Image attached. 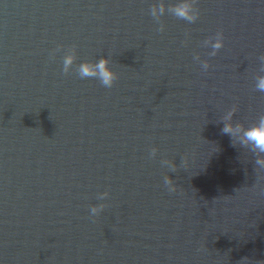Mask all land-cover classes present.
<instances>
[{
    "label": "water",
    "instance_id": "1",
    "mask_svg": "<svg viewBox=\"0 0 264 264\" xmlns=\"http://www.w3.org/2000/svg\"><path fill=\"white\" fill-rule=\"evenodd\" d=\"M160 2L0 0V264H264V171L221 132L264 113V0H195L163 32ZM102 56L111 88L76 72Z\"/></svg>",
    "mask_w": 264,
    "mask_h": 264
},
{
    "label": "clouds",
    "instance_id": "2",
    "mask_svg": "<svg viewBox=\"0 0 264 264\" xmlns=\"http://www.w3.org/2000/svg\"><path fill=\"white\" fill-rule=\"evenodd\" d=\"M149 12L153 20L159 25L157 30L160 32L165 30V25L161 22V17L165 12L188 23L195 22L200 15L195 0H175L174 3L167 5L161 0L158 4H152ZM184 42L187 43V37ZM202 43L205 47L211 48L208 55L215 56L224 46L223 30L217 31L214 37H209ZM72 48L73 50L67 51L63 58L62 72L64 74L69 73L76 60L75 46ZM258 59L260 61V72L264 73V54ZM194 61L199 64L202 72H207L210 67L209 60H201L198 53L194 56ZM76 72L81 79L95 78L99 80L100 84L105 88H111L118 78V74L110 66V61L107 56H102L97 61L85 60L81 62L76 67ZM255 88L260 92H264V74H258L256 76ZM236 111L237 107L233 105L221 117V121H223L221 132L230 136L233 145H239L241 148L250 151L255 157V170L264 171V113L260 114L252 124L245 126L242 122H233V115ZM157 152L158 149L153 147L149 153V157L154 158ZM183 162L186 163V160ZM160 163L162 166H168L172 172L177 170V165L167 158L161 159ZM163 184L170 193L176 191L177 185L170 176L164 177ZM108 195V192H102L98 195V199L104 200ZM104 207L105 205L103 203L93 205L90 208V216L95 218Z\"/></svg>",
    "mask_w": 264,
    "mask_h": 264
}]
</instances>
